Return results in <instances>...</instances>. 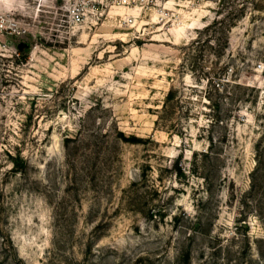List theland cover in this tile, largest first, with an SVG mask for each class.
I'll use <instances>...</instances> for the list:
<instances>
[{"label":"rangeland","instance_id":"rangeland-1","mask_svg":"<svg viewBox=\"0 0 264 264\" xmlns=\"http://www.w3.org/2000/svg\"><path fill=\"white\" fill-rule=\"evenodd\" d=\"M0 264H264V0H0Z\"/></svg>","mask_w":264,"mask_h":264},{"label":"built area","instance_id":"built-area-1","mask_svg":"<svg viewBox=\"0 0 264 264\" xmlns=\"http://www.w3.org/2000/svg\"><path fill=\"white\" fill-rule=\"evenodd\" d=\"M131 1L132 0H117V2L123 3V4H129ZM71 18L74 21H78L80 19V13L76 12V13L72 14Z\"/></svg>","mask_w":264,"mask_h":264}]
</instances>
